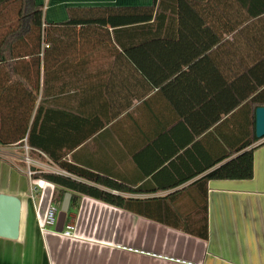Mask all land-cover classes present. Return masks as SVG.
<instances>
[{"label": "crops", "instance_id": "1", "mask_svg": "<svg viewBox=\"0 0 264 264\" xmlns=\"http://www.w3.org/2000/svg\"><path fill=\"white\" fill-rule=\"evenodd\" d=\"M36 1L55 24L54 47L40 57L48 134L69 141L70 162L124 186L103 188L166 196L247 134L237 116L218 130L203 126L239 91L264 89V0H192L180 14L172 0L160 24L136 19L135 7L153 0ZM258 144L252 178L209 181L208 239L85 194L67 214L74 236L57 225L42 231L52 206L59 215L60 187L29 171L62 169L41 151L31 157L27 144L0 145V194L22 201L18 238L0 236V264H264V139ZM141 186L160 189L132 190Z\"/></svg>", "mask_w": 264, "mask_h": 264}, {"label": "trees", "instance_id": "2", "mask_svg": "<svg viewBox=\"0 0 264 264\" xmlns=\"http://www.w3.org/2000/svg\"><path fill=\"white\" fill-rule=\"evenodd\" d=\"M169 1L172 0H153L152 5L135 7L140 10L136 19L149 22L156 17L160 24L167 12L172 13ZM189 1L192 0H177V13L180 14ZM54 26V23L45 21L43 5L36 0H0V145L27 144L31 157L36 151H41L62 169V172L56 173L31 167L32 178L45 179L60 187L55 195V202H62L64 195L70 191L71 206L76 207L82 194L90 195L208 239L209 181L248 179L254 175V151L260 145H254L260 141L255 131V114L257 107L264 106V89L255 87L252 96L251 92L245 94L239 91L242 97L222 106L214 119L203 126L208 129L214 125L218 130L224 124L233 122L237 116L238 123L247 127V134H239L236 146L223 152L214 162H206L204 167L200 166L170 187H176L206 172L204 175L163 197L127 198L103 188L122 190L124 186L120 182L70 162L67 158L68 150H64V147H69V141L62 144L48 134L53 118L47 116V110L52 108L46 106L43 98L39 101L40 57L42 53L46 56L49 49L54 47V40L50 35ZM27 56L31 57L28 63L25 60ZM244 74L245 71H238L239 76ZM44 94H47L46 89H43L42 96ZM244 99L248 100L242 102ZM241 112H247L244 121L238 117ZM219 120L221 121L215 125ZM252 145L254 146L251 147ZM236 153V156L231 157ZM158 189L160 188L148 190L141 186L132 190L142 193Z\"/></svg>", "mask_w": 264, "mask_h": 264}, {"label": "water", "instance_id": "3", "mask_svg": "<svg viewBox=\"0 0 264 264\" xmlns=\"http://www.w3.org/2000/svg\"><path fill=\"white\" fill-rule=\"evenodd\" d=\"M256 136L264 139V106H259L255 114ZM72 193L68 191L61 204L58 215L57 230L61 231L66 223L70 208ZM22 201L18 196L0 194V236L16 239L19 236Z\"/></svg>", "mask_w": 264, "mask_h": 264}, {"label": "built area", "instance_id": "4", "mask_svg": "<svg viewBox=\"0 0 264 264\" xmlns=\"http://www.w3.org/2000/svg\"><path fill=\"white\" fill-rule=\"evenodd\" d=\"M29 174H32V171H29ZM58 220V208L57 206H52L47 213L46 220L44 224L42 225L41 229L42 231H46L51 227H54L57 225ZM61 232L65 236H74L75 235V225L72 222H68L64 225Z\"/></svg>", "mask_w": 264, "mask_h": 264}, {"label": "rangeland", "instance_id": "5", "mask_svg": "<svg viewBox=\"0 0 264 264\" xmlns=\"http://www.w3.org/2000/svg\"><path fill=\"white\" fill-rule=\"evenodd\" d=\"M26 158H27V160H28V156H26ZM26 158H25V160H26ZM30 162V161H29Z\"/></svg>", "mask_w": 264, "mask_h": 264}]
</instances>
